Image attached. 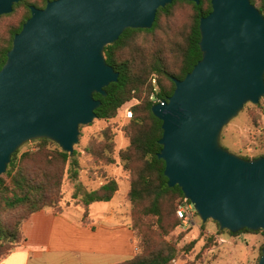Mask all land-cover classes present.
<instances>
[{"label":"water","instance_id":"water-1","mask_svg":"<svg viewBox=\"0 0 264 264\" xmlns=\"http://www.w3.org/2000/svg\"><path fill=\"white\" fill-rule=\"evenodd\" d=\"M22 0H0V16ZM200 4L201 0H187ZM173 0H54L31 7L0 71V182L26 143L48 139L69 154L97 119L95 94L119 81L104 52L127 29H151ZM201 61L152 107L162 121L164 175L205 223L264 232V157L221 145L223 129L264 97V15L252 0H212L200 22ZM259 264H264V248Z\"/></svg>","mask_w":264,"mask_h":264},{"label":"trees","instance_id":"trees-1","mask_svg":"<svg viewBox=\"0 0 264 264\" xmlns=\"http://www.w3.org/2000/svg\"><path fill=\"white\" fill-rule=\"evenodd\" d=\"M51 1L54 0H22L14 5L11 14L0 16V21L15 15L18 17L16 23L0 28V71L15 36L31 18V7L44 9ZM252 4L264 15V0H252ZM179 7H187V19L177 30L170 29L172 34L168 35L161 22L165 20L170 24ZM211 12L212 0H201L200 4L173 0L171 5L158 10L151 29H127L116 43L105 48L106 61L119 73V81L106 88V97L94 95L102 102L96 110L97 119L113 120L126 102L133 98L141 100L124 129L129 146L119 153L124 171L129 174L127 197L132 207L131 228L136 243L134 258L122 264H170L180 254L171 235L182 223L177 215L178 208L191 202L186 200L179 186H168L164 175L166 164L158 158L162 150L159 141L163 129L162 121L152 112V79H156L160 88V100H168L176 89L175 80H184L202 59L200 22ZM115 136L111 127L104 128L91 137L85 147L104 180L95 190H88L79 180L81 163L78 151L71 155L55 142L39 139L35 140L38 143L36 152L21 153L19 149L13 155L0 182V262L23 243V226L35 213L43 210L62 213L66 209L62 205L66 176L74 184V197L80 199L78 206L84 210V220L89 217L93 204L114 199L119 184L116 179L107 178L105 168L116 163ZM219 232L232 236L255 233L248 229L231 233L220 227Z\"/></svg>","mask_w":264,"mask_h":264},{"label":"rangeland","instance_id":"rangeland-1","mask_svg":"<svg viewBox=\"0 0 264 264\" xmlns=\"http://www.w3.org/2000/svg\"><path fill=\"white\" fill-rule=\"evenodd\" d=\"M187 7H179L176 15L170 24H166L165 20L161 25L167 29V34L171 35L170 29L177 30L186 21ZM18 17H7L0 21V28L16 23ZM174 33V32H173ZM160 38V35H159ZM141 101V100H140ZM130 120L123 117V113L118 112L115 119L103 121L95 119L88 126H84L80 132L79 144L75 146L74 151L80 152V176L79 180L88 190H95L100 187L104 180L100 177L98 169L92 156L87 155L85 147L88 145L91 137L98 134L104 128L111 127L116 134L115 136V153L116 163L106 167L105 172L107 178H114L119 184L117 199L122 200L124 208H132L128 200V192L130 183L128 181L129 174L124 171L123 164L119 158V153L129 146L124 129ZM221 145L230 152L240 156L249 158L264 156V97L258 105L247 104L239 115L233 119L224 129L221 135ZM38 143L35 141L26 143L21 147V153L27 151L36 152ZM75 187L73 182L66 176L63 185L62 205L65 208L79 207V198L74 197ZM98 209L104 207L105 204L98 203ZM192 212L194 214V225H181L172 233L171 240L177 243L179 251L178 263L187 264L195 261L197 264H259L262 249L264 247V234L259 233H241L237 236L228 233L220 234L217 223L208 220L203 222L194 206ZM217 237L226 241L221 244L217 242Z\"/></svg>","mask_w":264,"mask_h":264},{"label":"crops","instance_id":"crops-1","mask_svg":"<svg viewBox=\"0 0 264 264\" xmlns=\"http://www.w3.org/2000/svg\"><path fill=\"white\" fill-rule=\"evenodd\" d=\"M97 204L91 206L87 220L81 207L35 213L23 226V243L0 264H122L132 260L136 243L130 207L123 208V199L117 195L100 209Z\"/></svg>","mask_w":264,"mask_h":264},{"label":"built area","instance_id":"built-area-1","mask_svg":"<svg viewBox=\"0 0 264 264\" xmlns=\"http://www.w3.org/2000/svg\"><path fill=\"white\" fill-rule=\"evenodd\" d=\"M152 84L154 86L151 96H150V100L153 102L154 105L156 104H163L164 101L160 100L159 98V93H160V88L157 84V81L155 78L152 79ZM141 103L139 98H133L132 100L126 102L119 110V112L121 111V113H123V117L126 120H131L133 118L134 115V109L137 105H139ZM177 215L179 217V219H181L183 225H194V214L192 212V206L191 204H185L183 206H180L177 210ZM217 242L224 244L226 243L225 240L220 239V237H217ZM179 261V259H174L171 261L170 264H177Z\"/></svg>","mask_w":264,"mask_h":264}]
</instances>
